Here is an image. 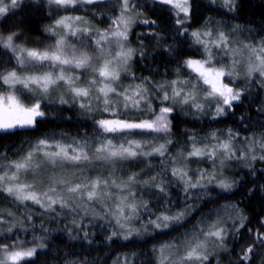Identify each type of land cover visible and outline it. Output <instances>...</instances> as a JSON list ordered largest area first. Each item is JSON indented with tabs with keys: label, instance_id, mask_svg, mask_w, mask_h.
I'll return each mask as SVG.
<instances>
[{
	"label": "trees",
	"instance_id": "obj_1",
	"mask_svg": "<svg viewBox=\"0 0 264 264\" xmlns=\"http://www.w3.org/2000/svg\"><path fill=\"white\" fill-rule=\"evenodd\" d=\"M115 2L100 0L81 11L75 7L61 9L46 0H22L17 8L0 17V34L6 37L17 33L15 45L44 50L56 40L47 31L53 21L63 16H81L90 20L94 29L104 30L121 13ZM189 4L190 13L185 17L182 13L177 16L175 9L160 1H132L126 13L131 17L127 40L132 54L122 82L150 80L158 83L191 76L186 61L203 58V49L191 34L214 19L221 21L224 29L236 27L238 35L247 43L264 42V0H234L232 11L208 0H189ZM93 11L103 14L101 21L90 16ZM145 20L149 23H144ZM84 51L93 55L89 47ZM32 68L50 70L47 66L22 68L15 54L0 45V76L11 70ZM16 89L21 100L34 103L23 89L19 86ZM241 89L240 99L226 107L223 114L213 116L211 110L198 113L197 110L176 109L171 112V140L163 155L130 159L118 165L111 175L106 171L96 174L90 171L97 177L108 174L114 180L124 181L120 184L126 186V181L135 177L130 180L132 182L128 181L131 186L125 191L132 189V197L139 205L138 226L147 225L161 215L184 211L186 215L180 223L153 230L146 226L147 231H141L142 235L125 239L113 218L106 214L101 217L83 215L61 205L43 208L14 199L0 189V244L24 242L27 247H36V255L22 264H119V258H125L126 264H158V248L174 244L199 227H208L221 216L223 209L231 208L241 217L230 220L231 231L223 245L210 252L203 264H264V243L255 238L257 233H264V161L256 160L248 165L242 161L232 162L225 168L222 164L219 168L218 163L216 169L209 161L190 163V166L220 171L225 183L232 185L228 189L219 187L221 181L217 177L205 187H188L186 191L172 172L178 158L187 153L191 145H196L199 138L211 132L230 130L247 136L264 134L262 87L251 83ZM7 91L8 85L0 81V92ZM38 103L44 115L36 118L34 126L0 131V165L24 157L40 140L55 136L95 137L100 132L96 117L108 115L104 111L95 112L93 118L87 117L80 107L67 102L43 99ZM133 137L138 141L141 136ZM41 244L44 247H39ZM249 247L254 249L250 259L241 260Z\"/></svg>",
	"mask_w": 264,
	"mask_h": 264
},
{
	"label": "rangeland",
	"instance_id": "obj_2",
	"mask_svg": "<svg viewBox=\"0 0 264 264\" xmlns=\"http://www.w3.org/2000/svg\"><path fill=\"white\" fill-rule=\"evenodd\" d=\"M48 2V0H46ZM100 0H97V2ZM116 4L119 5L120 8H122V0H115ZM133 0H130V4ZM160 1L161 0H156ZM221 8L232 11V8H227L224 6L223 0H208ZM94 4V3H93ZM52 6L58 7L54 4H51ZM92 4L87 3H80L75 6L78 10L83 11L85 8H89ZM171 6V5H170ZM61 9H64L63 7H60ZM234 8V7H233ZM121 12V11H120ZM183 14V13H182ZM121 15L118 14L114 19ZM125 15L128 17V14L125 13ZM91 17L96 18L95 20L101 21L102 19L100 17L103 16V14H95L93 11L90 14ZM64 17V16H63ZM76 17V16H72ZM81 17V16H80ZM130 17V14H129ZM84 18V17H83ZM131 18V17H130ZM60 19V18H59ZM87 23L81 22L78 26L88 27L92 29L93 36L92 41L90 42L87 38H82L80 35L76 37L69 36L67 38L69 44H74L78 50L77 54H79L80 51H84L85 47H88L89 43H94V40L96 38V30H99L100 32H103L106 30V28L103 29H94L92 26V23L87 18H84ZM56 21V20H55ZM55 21L51 23V25L48 27L51 28L54 26ZM115 27V26H113ZM130 27V25H129ZM129 27H128V33H129ZM109 28V27H108ZM107 28V29H108ZM47 29V31H48ZM236 27H231L228 29H224L223 25L221 24V21L214 19L208 24L206 27H202L196 31H199L201 33L205 31H211L212 36L206 37L201 36V39L203 40H209V39H216L219 32H224L226 37L228 38V44L226 47L221 48H211L212 56H213V64L216 67H220L222 65H229L233 66L235 68V71L239 73V78L237 77H228L225 76L223 79V82L228 84L230 87H232L234 90L241 91L243 85L256 83L259 86L262 87L264 92V78L260 77L258 74H253L251 78H248L245 76L247 63L251 60L254 62V56L252 55L251 51L244 47V45H250V46H259L262 41H258L255 43H247L245 42L240 34L238 35ZM58 34H63V29H56ZM194 31V32H196ZM50 33V32H49ZM51 34V33H50ZM52 35V34H51ZM58 36V37H57ZM54 38L57 40L59 38V35L54 36ZM55 40V41H56ZM85 46H84V45ZM125 50L130 49L128 45V40L123 41ZM55 45V43H54ZM51 45V46H54ZM201 45V44H200ZM51 46H46V48H49ZM113 52L118 51L119 49L115 46V44L110 45ZM203 49V58L206 57L207 53L205 52L204 46L201 45ZM211 47V46H210ZM90 48V47H89ZM93 54V60L92 63L95 66H99L102 63V60H100L94 50L90 48ZM202 58V59H203ZM240 61L239 64L232 65L233 60ZM47 66V64L45 65ZM67 71L66 75L70 77H78V79H75L74 83L69 85L68 83H65L63 81L59 82L56 86L50 88L48 93H44L40 90H36L35 92H29L25 89H23L22 85H16L19 86L21 89H23V92L26 93V96L31 97L34 99V103H38L39 101L44 100H54L61 102V99L66 101L70 104H76L80 111L87 115V117H94V113H104L105 107L108 108V110L105 112L108 115L96 118L98 119L97 125L99 128V135L95 137H69V136H55L53 139L45 140L47 142V145H50L51 147L45 145L41 146L42 151L37 152L34 155L33 164H40L39 168L32 167L28 171H21L19 173V180L18 181H5L4 184H0V189H3L5 186H10L12 184L20 183L24 185H32L31 188H26V192H35L40 199L41 203L36 204L30 200H26L28 202H32L36 205H39L43 208H51L54 205H61V203L66 204V208L71 210L79 211L83 215H89V216H97L101 217L104 214L110 216L113 218L114 223L117 225V227L120 229L122 234L126 237H132V236H140L142 235V232L147 231L145 228L148 226L149 229H157L153 225H150L149 223L147 225L138 226L137 218L139 216V205L136 202V198H133L132 195L134 194L132 192V189H130L128 192L125 190H128L130 188V182L126 181L125 185H121L120 183H123L124 181L120 180H114L111 178V176L107 175H101L98 177L93 176L91 172L100 173L103 171L113 172L115 168L118 165H122L124 163H128L131 161L130 159H136V158H144V157H152V156H161V154L154 153L152 155H137L134 158H125V159H97L96 157L98 155L100 156H106L107 153H97L96 149L101 147L104 144H107L108 140H111L113 145L119 146L123 144L125 147H129L128 141L134 140L135 138L133 136H141L140 140L138 142L141 144L140 149H135L138 153L143 152H152L154 148H158L160 145H165V149L168 145V143L171 140V131H170V113L173 112L176 109L179 110H188L194 111L197 110L198 113H204V111L211 110L212 115H218L216 108L217 107H223L224 111L225 108L228 107L226 105H223L222 102H219V99H205L206 92L205 90L208 88L207 85H203L202 82L198 83L197 80V74L190 69V75L188 78H176L173 80H164L159 81L156 83L155 81L146 80V82H140V83H124L121 81V77L123 74H125L127 66H122L120 70V79L118 81L110 82L113 87L117 89V92H126L127 95H132L133 91L136 90V86L140 85L143 89V96L144 99L140 102V105L138 107H132L131 104L127 108L124 107V97L118 96L114 93H109V99L112 101L109 105H105L103 103V96L101 93H99L98 89L100 87H103V83L100 81L103 80V78L98 76V73H93L91 69L84 70V69H75L70 66H65ZM35 68V67H34ZM28 70V71H26ZM51 70V69H50ZM41 71H49V69H44L37 71V69H24L23 71H17L18 74L22 75H29V74H39ZM95 78L97 80V83L95 85L90 84V81ZM175 81L176 83L173 84L172 82ZM105 83H109L108 81H105ZM195 86V87H193ZM35 87V86H33ZM72 87L77 88H89L90 89V95L88 97H77L74 92L70 90ZM176 88L177 90H183L181 92L180 97H173L172 96V89ZM192 92L194 94V101L189 100L187 104L182 103L181 99L187 95V93ZM242 92V91H241ZM167 93L169 97H171L169 100H164L163 96ZM97 97H100V99H97ZM26 106H31L33 103H27L25 100H21ZM199 103L202 105V109H197L195 107V104ZM81 105H84L81 107ZM162 107H170L172 108V111L167 114V119L169 122V130L167 132H154L151 130H140L135 129L131 131H124V132H118V133H106L104 132L100 126L99 121L103 119H109V120H126L129 122H140L142 120H154L157 115L160 114V108ZM103 111V112H101ZM213 133L216 135L213 136ZM231 135V146L232 150L235 152L236 157L233 159H224L222 150H217V156L215 161L213 159H210L207 155L205 156H189V153L193 150V146L191 145L189 151L179 157L177 160V163L175 164L174 169H180L183 172H187V176H184L183 179L179 175H175L179 178L181 183L187 187L186 181L191 183H196L199 181L200 184L208 185V183L214 182V179L218 177V181H224L222 174L218 173L220 171H209L208 167H203L200 165H193L190 166V163H200V162H208L213 163L212 167L216 169V166L218 164L219 168L221 167V160H224L223 167H227L232 162L239 163L240 161L245 162L247 165L253 163V161L260 160L259 156L262 154V149L259 146L258 142L264 141V134L257 133V134H251V135H244L239 134L236 132H231L230 130L225 131H215L211 132L208 135H205L198 139V143H195V147L197 148H205V151L210 152L212 151L213 147L216 145L226 142L229 140V136ZM60 143L65 146H71L69 147V155L74 154L72 152V149H76L77 152L83 151L84 153H87L89 156V160L87 161H80V162H70L66 161L62 165L60 163H57V165L53 166L52 164L45 161L43 152L44 151H57L55 144ZM134 147V146H133ZM35 148V147H34ZM33 148V149H34ZM32 149V150H33ZM163 150V153L165 151ZM249 149H254V153L250 152ZM255 154L257 159L253 160L251 159V156ZM27 155V154H26ZM24 155V156H26ZM243 157V158H239ZM23 158V157H22ZM22 158L17 159L15 161H20ZM264 161V160H261ZM216 163V165H214ZM9 165V162L4 163L0 165V175H3L4 171H8L9 174H11L14 169H10L7 166ZM173 169V170H174ZM172 170V172H173ZM91 171V172H90ZM223 172V171H222ZM91 173V174H90ZM90 174V175H89ZM86 175V176H85ZM100 180L104 183H100L96 191L98 193V197L94 198L92 200H89L87 197L88 191L92 190V182ZM211 180V182H209ZM63 181V183H61ZM129 183V184H128ZM77 184L80 185H87V188L81 187L77 192L72 193L68 192L69 187H75ZM144 186V183H142ZM54 189V191H53ZM6 192V191H5ZM7 193V192H6ZM47 193V196L44 194ZM8 194V193H7ZM9 195V194H8ZM10 197L14 198V196L9 195ZM48 197H51L53 200H57V203L52 204L51 207H49V199ZM123 209V213H121L120 209ZM225 208V207H224ZM222 214L220 216V213L218 211V214L220 217L216 218L215 221L210 222L209 226L211 224H218L219 227L225 229V237L229 234L230 220H236L240 219V215L237 212L232 211L231 208L223 209ZM175 213V212H174ZM167 214L169 216H174L175 214ZM166 215V214H165ZM222 217V218H221ZM130 218V219H128ZM243 219V217H242ZM117 220L120 221V224H123L124 227L121 228L120 224L117 223ZM235 222V221H231ZM173 224V223H171ZM208 226V227H209ZM241 226V224H240ZM208 227L202 228L199 227L194 233H189L183 236L182 238L178 239L171 245L170 248H167L165 250L164 255L169 257V259L165 262V264H180L181 257L186 254L187 250V243L189 241H192L194 238H198L201 241L205 240V237L200 234V230H207ZM124 237V238H125ZM224 243V240L222 244L215 240V238L208 239L206 241V247L202 249L207 255L215 249H219L220 246H222ZM161 248V247H160ZM157 249V260L159 264V260L161 259V253L159 249ZM125 258H119L118 263L119 264H126ZM191 264H197V261L191 262Z\"/></svg>",
	"mask_w": 264,
	"mask_h": 264
},
{
	"label": "snow or ice",
	"instance_id": "obj_3",
	"mask_svg": "<svg viewBox=\"0 0 264 264\" xmlns=\"http://www.w3.org/2000/svg\"><path fill=\"white\" fill-rule=\"evenodd\" d=\"M22 0H0V17L5 16L9 13L10 10L15 9L19 6ZM97 0H48V3L54 4L58 7L68 8L75 7L80 3L93 4L96 3ZM161 3L171 5L173 9L176 10V15L179 16L180 13H183L185 17L189 16L190 13V4L189 0H161ZM224 6L227 8L235 7L234 0H223ZM130 10V0H122V8L121 15L117 17L112 23L109 25V28L100 32L96 30V38L94 43H89L88 47L92 48L96 54V56L102 60V63L99 66H95L92 63L93 55H90L87 51H80L77 54L78 50L74 44H69L67 38L69 36L76 37L80 35L82 38H87L90 42L92 41L93 31L88 27H79L78 25L83 22L87 23L83 17L76 16H64L55 21L53 27L49 28L48 31L56 36L59 35V38L55 41V45L44 50L38 49H28L22 48L18 45L14 44V39L17 37V33L9 34L8 36H3L0 34V45L4 48L10 50L15 54V59L17 64L22 68L32 65L33 67L39 66L40 68L49 67L52 70L49 71H41L39 74H29L22 75L18 74L16 70H11L7 72L6 75L0 76V81L3 84L8 85L7 92H0V131H8L10 129H14L16 127H31L36 123V118L43 116L44 113L40 111V104L33 103L31 106H26L18 95V90L16 89V85H22L23 89L29 92H35L36 90H40L44 93H48L50 88L56 86L59 82L63 81L68 83L69 85L73 84L75 79L78 77H70L66 75V67L70 66L75 69H91L93 73H98V76L103 78L101 83H103V87L98 89L99 93L103 96V103L107 106L112 101L108 98L109 93H114L118 96L124 97V107L127 108L129 104L132 107H138L140 102L144 99L142 94L143 89L140 85L136 86V90L133 91L132 95H127L126 92H117V89L112 86L110 82L118 81L120 79V68L122 66H126L129 59L131 58L132 50H125L123 41L128 39V27L131 23V18L127 17L125 13ZM178 23H183V21L178 20ZM144 23H149V21L145 20ZM154 23V21L152 22ZM115 26V27H113ZM56 29H63V34H58ZM196 43L204 46L205 52L207 53L206 57L203 59L193 60L189 59L186 61V65L188 68L192 69L193 72L197 74L198 83L202 82L203 85H207L208 88L205 90L206 96L205 99H219V102H222L223 105L228 107L232 106L233 101H238L241 96V91L234 90L228 84L223 82L225 76L228 77H237L239 78V73L235 71L233 66L222 65L220 67H216L213 64V56L211 52V48H221L226 47L228 44V38L226 37L224 32H219L216 39L203 40L201 36L211 37V31H205L203 33L196 31L191 34ZM115 44V46L119 49L118 51L113 52L110 45ZM211 46V47H210ZM245 48L249 49L254 56V62L249 61L247 63V68L245 72V76L251 78L253 74H258L260 77L264 78V42H261L259 46H250L244 45ZM240 61L233 60L232 65L239 64ZM108 81L109 83H105ZM97 80L93 78L90 81V84L95 85ZM173 84L176 82L173 81ZM35 86V87H33ZM195 87V86H193ZM72 92L75 93L77 97H88L90 95L89 88H70ZM183 90H177L176 88L172 89L173 97H180L181 92ZM171 97L168 96L167 93L164 94L163 99L169 100ZM100 99V97H97ZM195 99L194 94L192 92L187 93L181 99L182 103L187 104L189 100ZM63 99H61V103H64ZM84 105H81L83 107ZM197 109H202V105L199 103L195 104ZM108 110L107 107L104 109ZM160 114L155 117L154 120H142L140 122H129L126 120H109L103 119L100 120L99 126L106 133H118L124 131H131L135 129L140 130H151L154 132H167L169 130V122L167 119V114L172 111L170 107H162L160 108ZM217 114H223L224 108L217 107ZM216 134L213 133V136ZM231 135L229 136V140L223 143H220L213 147L212 151L207 152L205 148H197L195 145L193 146V150L189 153V156H205L207 155L210 159L215 161L217 156V150H222L224 159H233L236 157L235 152L232 150L231 146ZM260 148L262 149V154L259 156L260 160H264V141L258 142ZM129 147H125L123 144L118 147L113 145L111 140H108L107 144L102 145L101 147L96 149L97 153H107L106 156L98 155L97 159H125V158H134L137 155H152L153 152L157 154L163 155V150L165 149V145H160L158 148H154L152 152H137L135 149H140L141 144L138 141L129 140ZM47 145L45 140H40L38 144L35 146L33 150H30L26 156L22 158L20 161H11L7 166L10 169H14V171L9 174L8 171H4L3 175H0V184H4L7 181H18L19 173L23 171H28L30 168L35 167L39 168L40 164H33L34 155L37 152H41V146ZM51 147L50 145H47ZM134 146V147H133ZM57 151H44L43 156L45 161L52 164L53 166L60 163L61 165L66 162H80L89 160V156L87 153L83 151L77 152L76 149H72L74 154L69 155V147L60 143L55 144ZM250 152L254 153V149H249ZM243 158V157H239ZM251 159H257L256 155L253 154ZM224 163V160H221V164ZM173 175H179L182 179L184 176H187V172H183L180 169H174ZM130 180H134L135 177H130ZM211 182V180L209 181ZM63 183V181H61ZM100 183H104L103 181L96 180L92 182V190L88 191L87 197L89 200L98 197V193L96 191L97 186ZM186 191L187 188H197V187H205V185L200 184L199 181L196 183H191L186 181ZM232 185L221 181L219 183V187L223 189H228ZM32 185H24L20 183L12 184L10 186H5L2 190L6 191L9 195L14 196L15 199L23 202L26 200H30L36 204H40L41 201L38 198L35 192H26V188H31ZM81 187L87 188V185L77 184L75 187H69L68 192L75 193ZM54 191V189H53ZM161 191L163 189L161 188ZM47 196V193L44 194ZM50 203L49 207L52 204L57 203V200H53L51 197H48ZM62 207H66L67 205L61 203ZM121 213H123V209H120ZM186 215V212L181 211L176 213L174 216L169 215H161L157 217L155 220H150L148 223L152 224L155 228H168L171 223H180ZM130 219V218H128ZM117 223L120 224V221L117 220ZM120 227L123 228L124 225L120 224ZM241 227H244L243 223H241ZM11 231V228L8 229ZM200 234L205 237L204 241L199 240L198 238H194L192 241L187 243L186 254L181 257L180 264H191L193 261L201 262L208 260V255L202 251L206 247V241L211 238H215L216 241L222 244L225 236V229L218 226V224H211L208 229L200 230ZM115 235V233L113 234ZM256 239L260 240L261 243H264V233H257ZM127 239V236L125 237ZM39 247H44L43 244L39 245ZM171 245H162L159 249L161 253V259L159 260V264H165V262L169 259V257L165 256V250L170 248ZM253 247L247 248L243 255L240 257L241 260L247 261L250 259V254L253 252ZM37 248L36 247H27L24 242H13V244L9 245L7 243L0 244V264H22L23 261H26L33 256L36 255Z\"/></svg>",
	"mask_w": 264,
	"mask_h": 264
}]
</instances>
